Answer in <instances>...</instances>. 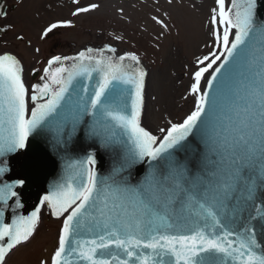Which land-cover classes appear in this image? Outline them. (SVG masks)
<instances>
[{
	"label": "snow or ice",
	"instance_id": "1",
	"mask_svg": "<svg viewBox=\"0 0 264 264\" xmlns=\"http://www.w3.org/2000/svg\"><path fill=\"white\" fill-rule=\"evenodd\" d=\"M71 2L73 17L100 8ZM156 13L159 40L171 15ZM8 17L0 3V21ZM74 27L51 21L39 39ZM204 27L211 42L184 72L181 99L191 97V107L175 121L162 113L153 131L145 122L149 72L136 53L86 47L26 73L5 38L14 33L34 59L41 48L15 25H0V264L31 243L44 211L59 231L40 264H264V0H213ZM41 138L63 172L23 215L32 180L9 183V157L36 150L37 167L54 165Z\"/></svg>",
	"mask_w": 264,
	"mask_h": 264
},
{
	"label": "rangeland",
	"instance_id": "2",
	"mask_svg": "<svg viewBox=\"0 0 264 264\" xmlns=\"http://www.w3.org/2000/svg\"><path fill=\"white\" fill-rule=\"evenodd\" d=\"M194 2L197 9L191 7ZM14 3L16 9L8 11V20L0 21V24L15 25L26 40H32L33 47L41 48V53L34 59L30 48L13 39L14 33L5 38L10 42L8 50L23 58L28 72L32 67H43L38 60L67 53L70 48L80 51L86 47L99 48L110 44L117 48L118 54L126 51L136 53L149 72L153 95L157 96L156 101L148 100L146 124L151 130L156 131L157 125L164 124L162 113L175 121L191 107V97L187 101L181 99L188 81L184 72L194 56L207 51L203 42L209 38L204 26L213 0H174L171 7L166 0H159V5L155 0H81L82 4L98 3L100 8L79 17L71 15L74 10L71 0H22L19 4L16 0L7 1L9 7ZM49 4L52 6L48 7ZM121 7L124 8L123 13L119 11ZM156 7L161 13L167 10L171 15L168 20L170 29L159 40V27L151 21V16L157 14ZM60 19H71L75 27L61 29L52 39L41 41L39 30ZM31 80L32 77L29 83ZM58 231L59 221L45 211L35 238L16 251L9 264H40L41 260H48L56 247Z\"/></svg>",
	"mask_w": 264,
	"mask_h": 264
},
{
	"label": "water",
	"instance_id": "3",
	"mask_svg": "<svg viewBox=\"0 0 264 264\" xmlns=\"http://www.w3.org/2000/svg\"><path fill=\"white\" fill-rule=\"evenodd\" d=\"M0 3H5V0H0ZM6 7V6H5ZM8 7H6V10ZM142 61V60H141ZM143 63V62H142ZM144 65V63H143ZM145 67V66H144ZM148 79V77H147ZM146 80V85H147ZM30 137V141H31ZM39 150H47L49 156H51L52 160L55 161V164L44 163L41 166L37 167V151H29L28 149L21 150V152L13 153L9 157L8 167L10 171L7 173L5 179L11 183L14 179H16L19 175L30 174L32 180V188L28 193L22 192V202L24 203V208L21 209V214L30 215L32 211L35 210V207L39 206V202L37 199V193L42 197L50 190L51 184L59 178V176L63 172L62 162L52 155L50 148L47 146V142L42 138L38 141ZM21 153H26V155H22ZM84 153L77 151L74 155H83ZM104 160V168L107 167V156L103 155ZM7 222H11L10 214L6 217Z\"/></svg>",
	"mask_w": 264,
	"mask_h": 264
},
{
	"label": "flooded vegetation",
	"instance_id": "4",
	"mask_svg": "<svg viewBox=\"0 0 264 264\" xmlns=\"http://www.w3.org/2000/svg\"><path fill=\"white\" fill-rule=\"evenodd\" d=\"M7 1L8 0H5V4H6V6L9 8L8 9V11H10V10H14V9H16V4L14 3V4H11V7H9L8 5H7ZM9 1H14V0H9ZM17 1V0H16ZM1 25V24H0ZM55 47H57V46H55ZM56 50V49H55ZM78 51H76L74 48H70L69 49V51L67 52V53H63L62 55H73V53H77ZM53 53H56V51H53ZM23 59V58H22ZM23 62H24V60H23ZM25 68H26V73L28 72V69H27V66H26V64H25ZM32 68H30V70H31ZM38 77H32V80H31V83L32 82H36V79H37Z\"/></svg>",
	"mask_w": 264,
	"mask_h": 264
},
{
	"label": "bare ground",
	"instance_id": "5",
	"mask_svg": "<svg viewBox=\"0 0 264 264\" xmlns=\"http://www.w3.org/2000/svg\"><path fill=\"white\" fill-rule=\"evenodd\" d=\"M147 81H148V84H147V87H146V100H147V104H148V100H149V98H151V96H153V85H152L153 82L150 81V75H149ZM148 92H149L150 94H149ZM148 108H149V104H148ZM146 121H147V119H146ZM146 121H145V122H146ZM44 213H45V211L42 213V215H43Z\"/></svg>",
	"mask_w": 264,
	"mask_h": 264
}]
</instances>
